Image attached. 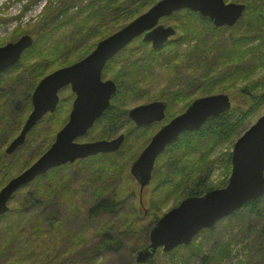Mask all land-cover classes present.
<instances>
[{
  "label": "rangeland",
  "instance_id": "obj_1",
  "mask_svg": "<svg viewBox=\"0 0 264 264\" xmlns=\"http://www.w3.org/2000/svg\"><path fill=\"white\" fill-rule=\"evenodd\" d=\"M59 1L60 0H0V47L7 43H14L20 37L25 35H28L33 39L32 46L25 51H29V49L33 46L34 47L31 53L25 57L27 59H25L23 65L28 61V64H37L42 67L38 72L39 75L36 77L34 88L42 78L53 71L78 62V59H80L85 52H89L92 47L88 46L90 45V40L84 41L78 36L75 37L73 42L68 41V45H65L60 51L52 48V45L41 44V24L48 17V14L53 11L54 7L57 8L60 6ZM89 1L90 0L79 1V8L75 7L76 5L74 4L75 6L69 8L68 13L66 14L68 16L75 14L80 8L85 7ZM223 1L226 4L238 3L245 5V10L241 18L246 15V4L235 0ZM94 12L96 15L99 14L96 10ZM198 15L200 16V14ZM99 18L102 17L99 16ZM166 18L168 17L161 18L159 24L164 26L171 25L172 19L168 21ZM243 18L245 19L246 17L244 16ZM78 19L79 21L74 19L71 24H64L59 27L57 31L51 34L50 38L53 36L55 37V41L64 42L70 38V35L82 36V33H84L82 31L83 28L88 27L91 22L90 19H88V22L86 23L85 14H82ZM204 19L207 21V24L210 22V25L213 26L211 20L207 18ZM240 19L232 27H221L224 28V30L220 36L223 37V35H226L231 39L242 38V35L246 31H249L255 34H253L251 38L252 44H248L246 48L249 49L261 44L260 40L262 39L260 37L264 38V32L261 33V31H257L254 28L252 30L247 24H245V20L241 21L243 19ZM258 26H261L264 31V24L260 22ZM258 26L256 25L255 28L257 29ZM90 28L96 27L91 26ZM103 28L111 29L112 25L109 24ZM205 32H213V30L208 26ZM89 34H92V31L87 30L86 34L82 37L87 38L89 37ZM177 37L176 33L175 36L169 38L168 41L177 39ZM138 39L140 38L135 40ZM135 40L132 42H135ZM215 40L217 39L215 38ZM98 42H96L94 46H96ZM241 42L238 41V43ZM132 46L135 47V44H132ZM203 47L208 48L210 46ZM38 49L39 52L36 51ZM33 54H36L37 56L30 58ZM261 60L264 62V58ZM19 62L20 59L15 65ZM210 66L212 67V65ZM119 67L120 64L113 63L110 66L107 65L103 78L111 80L112 74L117 73L116 77L124 79V75L120 74V71L118 70ZM239 67L238 71L241 73V76L239 78L237 77L238 80L233 83L222 85L223 90H226L224 92L216 90L214 93H211V83L208 82L206 84V81L203 82L205 78L202 79V77L196 76L194 79L188 77L186 81L190 83L191 86H195L194 92L197 91L196 95L187 101V104L193 98L199 97L202 89H205V93L207 94L228 95L231 100V109L237 108L244 112H248L249 117L247 118L243 129H241V134L239 136H229L228 139L220 142L208 141L204 144L205 147L196 144V151L194 153L180 150L171 154L178 159L179 165L183 164L188 167L187 163L191 162L189 166L191 170L183 172L191 179L196 178L197 172L200 171V166L202 171L207 168L205 173L211 167L208 182L209 185L215 189L225 187L231 173V164L229 165L228 170H226L224 154H231L236 139L251 127L264 113V103L260 106L257 105L256 108H254L256 112L251 117L250 115L252 112L250 114L249 111L251 109L250 107L256 102L252 99L254 93L252 94L251 91L256 90L255 92L257 94H264V64L253 70L243 64V62L239 64ZM11 68H8L3 73H6ZM3 73H1L0 76L3 75ZM208 74L209 71L205 75ZM209 77H211V75L207 76L206 80H208ZM5 78L8 77L6 76ZM17 82L18 83L11 88V93L8 98L11 96L13 103L19 109L12 111V108L8 107L5 111L7 114L11 113L8 115L11 124H16L17 121H20L22 116L26 117L27 114H29H23L27 109V107L25 108L27 102L25 94H27L29 83L24 78L20 81L17 80ZM244 84L249 85V88L251 89L249 91L251 93L241 91ZM227 86H230L232 89H229L230 87L227 88ZM69 87L70 85H67L59 90L58 96L60 100L55 112L56 114L54 113V116H51L50 114L45 115L27 134L24 144L12 155L4 156L3 154L4 159L8 158V163L13 162L18 155H23L24 158H36L35 160L33 159L34 161L32 164L38 160L42 154L38 157L37 154L46 147V127L49 126L53 131L56 130V134L63 125V122L67 120L73 98L72 90H70L71 87ZM34 88L32 89L31 94ZM164 88L165 86L163 83H157L154 81L141 83L138 90L137 87L131 86L121 97L122 106L123 108L125 106L126 109H131L140 105L149 104L153 101L150 97H153L154 99L155 96L158 97L161 96V94L166 93H162ZM5 95L6 93L4 96ZM154 100L158 99L155 98ZM180 100L182 99L180 98L179 101ZM29 102L31 104V95ZM185 106L181 101L179 105H174L171 111H167L165 121L172 116L171 112L175 113L178 110L182 112ZM3 113H0V115L2 116ZM24 120L20 121V125H17V132L6 144H4L2 149L3 153L8 144L20 132L19 130H21L24 124L23 122H25ZM6 123L7 122L0 123V130L3 135L6 130L4 125ZM159 125L161 124H155V127H141L138 130L133 126H129L128 130H125V132L123 129L119 130L113 136L122 132H124V134L128 132V134L118 150L113 153L98 154L96 156L77 160L74 163H67L60 166L64 167V170L53 172L51 176H49L50 178L44 181V186L47 188L45 191L40 189L35 190L32 186L30 187V184L38 178L45 176L50 170L46 174L35 178L28 185L22 186L15 191L6 202L7 211L0 215V264H136V253L147 245L151 227L164 215V213L175 207L177 202L181 200V198H179V191L188 180V177L181 179L180 174L182 172L178 171L177 174H175L168 169L169 165L166 163L170 154L166 153L165 155L163 152L157 158L158 161L155 163L150 183L144 190L142 197L144 208H141L139 204V185L130 174V166L147 145L151 136L156 130H158L160 127ZM14 127L15 125H12L8 128L14 129ZM102 133L104 134L103 124L96 123L84 136L77 138L76 141L79 143L97 141L99 138L96 137ZM4 139L5 138H3V142ZM53 142L54 138L51 144ZM210 146L213 147V151L208 154L206 148H209ZM100 155H106V158L104 157V161H101L100 159L98 161L99 164H97L96 162L98 158L95 160V157H100ZM86 159H93V161L91 160L84 163L83 160ZM198 160H200L199 164ZM19 174L14 175L12 178ZM12 178L3 184L2 187H4ZM225 181L226 185L222 186ZM178 186L179 190L176 191ZM95 192L97 194H95ZM26 193L33 198L34 202L37 200L34 195L40 196L43 193H46L49 198L43 199L42 201L47 204V207H42L40 209L36 205L33 208L32 205L31 207L24 205L23 199H25L24 194ZM102 198H111L114 201L120 202L122 204L119 209L120 211L112 216L106 213L99 214L95 217L88 216L89 208ZM18 205L20 207L22 206V215L24 216L23 222L19 221L15 226L13 223L7 225V221L5 222L3 216L9 214L11 210L17 208ZM31 212H34L39 220L42 217L46 219L50 217V220L56 219L60 221L59 224L54 223V229L59 235V243L56 244L55 250L52 254L51 250H48V247L52 245L51 239H48V242L42 244V240L38 239V236L36 235L35 239L31 236H29L28 239L24 234H18L15 236V233L20 230L21 225L25 223V218ZM46 223L49 224V222ZM34 225L37 224H33L32 227ZM234 232H236V230H234ZM199 233L192 239L189 245L179 246L170 251L171 253L163 252L162 249L159 248L151 261L145 264H199V256H188L192 251L194 253V247L188 250L185 248L192 246V244L197 245L203 242V235H199ZM230 236L232 235L228 233L226 238H229ZM110 243H114V245H109ZM203 243L206 244L205 252H207L211 244L206 242ZM105 244H108L109 246L107 245L108 247H106ZM201 251L204 252V250ZM230 251V256L222 260L220 264H244L241 263L243 261L244 251L240 244L232 243L230 245Z\"/></svg>",
  "mask_w": 264,
  "mask_h": 264
},
{
  "label": "trees",
  "instance_id": "obj_2",
  "mask_svg": "<svg viewBox=\"0 0 264 264\" xmlns=\"http://www.w3.org/2000/svg\"><path fill=\"white\" fill-rule=\"evenodd\" d=\"M79 1L81 0L59 1L60 6L57 8L54 7L53 11L48 14V17L41 24V44L52 45V48L60 51V49L62 50L65 45H68V41L73 42L75 37L78 36L84 41L90 40L89 44L92 46L104 37H107L111 33L123 28L129 21L146 12L157 2V0H90L89 3L85 5V7L80 8L78 11L76 10L77 12L75 14L68 16L66 13H68L69 8H72L75 5V7H78ZM235 1L244 3L247 6L246 15H244L246 18L244 19L243 16L241 18L243 20H240H245V24H247V26L252 30L254 28L255 30L261 31V33H263V28L258 26V24L260 22L264 24V0ZM95 10L99 14L96 15L94 12ZM82 14H85L86 23L88 22V19H90L91 22L88 27L83 28L82 31L84 33H82V36L86 34L87 30H90L92 31V34H89V37L83 38L80 35H70V38L64 42L55 41V37L53 36L50 38L51 34L57 31V29L62 25L71 24L74 19L79 21L80 18L78 19V17L82 16ZM99 16L102 18H99ZM166 19L168 21L172 19V24L170 26L176 31L178 36L177 39L170 40L166 43L169 46L167 50H163L161 53L156 54V52L149 47V44L138 39L129 45L138 44L139 46L136 48H129L128 46L125 47L118 53L116 57L110 60L109 64L107 63L108 66H110L113 64V62L120 60L119 69H122L123 71L120 74L124 75V79L116 77L117 73L112 74V80H114L118 86L113 98L114 106L111 105V107L106 111L104 120H102L104 134H99L96 138H99L100 140H109L112 138L111 136L115 135V133L119 131V125L123 123L122 121L125 119L124 114L126 111L125 106L124 108L122 106L121 97L130 89L131 86L137 87L138 90L141 83L154 81L164 84L165 88L162 90L163 92L161 91L162 93L168 92V94L171 96V92H173L175 87L178 86L177 90L182 88H186L188 90L192 89L191 92L188 91L187 93L190 94L193 92V97L197 93V91L194 92L195 86H191L186 80L188 77L194 79V77L197 76L202 77V79L205 78L203 82L206 81V84L208 82L211 83V93H214L216 90L224 92L226 90H223L222 85L233 83L238 80L237 77L239 78L241 76V73L238 71L240 68V63L243 62V64H245L251 70L256 69L264 64V62L261 60L264 58L263 37H260L262 39L260 40L261 44L249 49L246 48L248 44H252L251 38L255 33L246 31L242 35V38L236 39H231L226 35H223L222 37L220 34L224 28H214L210 25V22L207 24V21L200 17L197 13L186 9L177 11ZM109 24L112 25L111 29L103 28ZM256 25L258 26L257 29L255 28ZM91 26H95L96 28H90ZM208 26L211 30H213V32H205ZM215 38L217 40H215ZM238 41L241 43H238ZM203 46L210 47L204 48ZM33 47L29 49V51H25L22 54L20 62L17 65L0 76V113L4 112L2 116L0 115V123L7 122L4 124L6 129L4 131V135L0 130V188L14 175L19 174L29 167L36 159L24 158L23 155H18L16 159L13 160V162L8 163V158L4 159L2 152L4 144H6L9 139L17 132V125H20V121H23L27 118V116H22L20 121H17L16 124H11L8 116L11 113L7 114L5 112L8 107H11L12 111L19 109L13 103L11 96L10 98L8 97L11 93V88L18 83L17 80L20 81L22 78H24L29 83L27 94H25L27 101L25 108L27 107V109L23 114L25 115L29 113L31 109V104L29 102L31 91L36 84L35 80L39 75L38 72L42 69V67L37 64H28V61L23 65L25 59H27L25 57L31 53ZM36 51L39 52V49ZM86 54L87 52H85L83 56ZM144 54H146V58H143ZM36 56V54H33L30 58H34ZM210 65H212V67ZM208 71L209 74L205 75ZM209 75H211V77L206 80L207 76ZM6 76L8 78H5ZM229 87L230 86H227V88ZM229 89L232 88L230 87ZM249 90L251 89L249 88L248 84H244L241 88V91L245 93H254V95H252V99L256 102L252 105V107H250V114L252 112L250 115L251 117L256 112L254 108H256L257 105L260 106L262 103H264V94H257L255 92L256 90L251 92ZM3 91L4 94L6 93L5 96ZM199 95L204 96L209 94L205 93V89H202V92ZM158 97L155 96L154 99H159ZM186 97L187 96H185V98ZM150 98L154 100L153 97ZM160 98L162 99L163 96ZM188 99L189 98H186L185 101ZM109 110L111 111L109 112ZM55 114H52L51 116H54ZM248 117V112H244L243 110H239L237 108L230 109L224 114L208 118L198 130L182 133L176 139V141H174L164 151L165 155L166 153L170 154V157L166 163L169 165L168 169L175 174H177L178 171L182 172L180 174L181 179L188 177L183 172L191 170L189 168L191 162L187 163L188 167L183 164L179 165L178 159L173 157L171 154H174L180 150L194 153L196 151V144H200L202 147H205L204 144L208 141L220 142L228 139L229 136H239L241 134V129H243ZM12 125H15L14 129L8 128ZM55 131L56 130L53 131L50 129L49 126L46 127V147L37 154V157L43 154L44 151L50 146L51 142L53 141ZM3 138H5L4 142ZM206 150L208 154H210L213 151V147L210 146L209 148H206ZM105 156L106 155H100V157H95V160L98 158L96 163L99 164L98 161L100 159L101 161H104ZM230 156V153L224 154L226 170H228L230 165ZM91 160L93 161V159H86L83 160V162L87 163ZM157 161L158 159L156 162ZM199 161L200 160H198V164ZM206 169L202 171L200 166V171L197 172L196 178L191 179L188 177V180L179 191V198H181V200L191 196L199 197L206 192L215 189L211 187L208 182L211 167L205 173ZM61 170H64V167H58L54 170H50L45 176H42L31 183L30 187L32 186V188L35 190L40 189L45 191L47 188L44 186V181L49 179V176H51L53 172H58ZM225 185L226 181L222 186ZM178 190L179 186L176 191ZM95 194L97 193L95 192ZM34 196L37 198L35 202L28 193L24 194V205L30 207L32 205V208L36 205L40 209L42 207H47V204L42 201L43 199L49 198L46 193H43L40 196ZM179 202H177V204H179ZM121 205L122 204L120 202L114 201L111 198H102L96 201L89 208L88 216L95 217L102 213L112 216L120 211L119 209ZM21 207L18 205V207L12 209L9 214H5V216H3L5 222L7 221V225H11L13 223L15 226L19 221L23 222L24 216L22 215ZM49 218L46 219L42 217L39 220L34 212L29 213L25 218V223L21 225L20 230L15 233V236L18 234H24V236L28 239L29 236L35 239L36 235L38 236V239L42 240V244H45L48 242V239H51L52 245L48 247V250H51L52 254V252L55 250L56 244L59 243V235L54 229V223L59 224L60 221L56 219L50 220ZM46 222H49V224ZM33 224L37 225L32 227ZM234 230H236V232H234ZM228 233H230L232 236L226 238ZM199 235H203V242L211 244L207 252H205L206 244L203 242L197 245L192 244V246L185 247L186 250L192 249L194 247V253L192 251L188 256H199V264H220L222 260L230 256V245L232 243H237L242 246L244 255L243 261L241 263L264 264V195L260 198L246 202L239 210L227 218L219 220L211 229L202 230ZM107 245L108 244H105V246L108 247L109 245H114V243H110L108 246ZM201 250H204V252Z\"/></svg>",
  "mask_w": 264,
  "mask_h": 264
},
{
  "label": "water",
  "instance_id": "obj_3",
  "mask_svg": "<svg viewBox=\"0 0 264 264\" xmlns=\"http://www.w3.org/2000/svg\"><path fill=\"white\" fill-rule=\"evenodd\" d=\"M183 9L200 14L211 20L215 28H220L234 26L241 18L245 5L226 4L223 0H159L145 13L99 41L95 50L84 59L42 78L31 94V111L19 134L5 148L4 156L12 155L24 144L27 134L41 119L55 112L59 103V90L67 85L75 94L69 120L38 160L0 189V215L7 211L6 202L15 191L49 170L119 149L125 138L123 134L110 141L75 142L93 126L116 91L114 82L101 81L102 68L109 59L142 34L144 42H151L155 50L160 49L169 37L175 35V30L158 24L159 20ZM32 44L33 39L25 35L14 43L1 46L0 74L14 66ZM230 109L231 103L226 94L197 98L183 113L171 119L151 137L130 166V174L139 185L140 205L157 157L181 133L198 130L208 118L224 114ZM164 110L165 104L156 101L130 109L128 116L137 126H143L161 121ZM230 164L231 173L225 187L210 190L199 197H187L155 222L150 229L147 245L136 253V264L149 262L159 248L163 252H170L179 246L189 245L200 231L211 229L246 202L264 195V113L236 139Z\"/></svg>",
  "mask_w": 264,
  "mask_h": 264
},
{
  "label": "flooded vegetation",
  "instance_id": "obj_4",
  "mask_svg": "<svg viewBox=\"0 0 264 264\" xmlns=\"http://www.w3.org/2000/svg\"><path fill=\"white\" fill-rule=\"evenodd\" d=\"M167 26V25H166ZM170 26V25H169ZM138 38H140V40H142V35L140 36V37H138ZM170 41V40H169ZM168 42V41H167ZM147 44H149V46L151 47V49L152 50H154L155 52H156V54H158V53H161V51H163V50H167L168 49V45L167 44H165L163 47H161L160 49H158V50H155V49H153L152 48V45H151V43H147ZM88 46H90V45H88ZM137 46H139L138 44H135V47L134 46H132V45H129L128 47L129 48H136ZM146 47V46H145ZM95 48H96V46H94V45H92V47H91V50L89 51V52H87V54L85 55V56H83L82 58H80L78 61H80V60H82V59H84L86 56H88L93 50H95ZM125 48V47H124ZM123 48V49H124ZM120 52V51H119ZM118 52V53H119ZM118 53L117 54H115L111 59H109L106 63H105V65H104V67L102 68V71H101V81H107V79H105V78H103V76L105 75L104 73H105V68H106V66L109 64V62H110V60H112L114 57H116L117 55H118ZM143 58H146V54H144V56H143ZM108 63V64H107ZM114 64H120V60H117V61H115V62H113ZM68 66H70V65H68ZM67 67V66H66ZM119 71H120V73H122L123 71H122V69H118ZM112 80V79H111ZM110 80V81H111ZM112 82H114V84H115V86H116V90H117V83L114 81V80H112ZM177 87L178 86H176L175 87V90L173 91V92H171V96L168 94V92H166L165 94H163V95H161L160 97H162L163 96V98L161 99V98H159L158 100H153L152 102H156V101H158V102H163L164 104H165V110H164V118L161 120V121H154V122H152L151 124H148V125H143V126H137L131 119H130V117L128 116V111L130 110V109H126V111H125V114H124V123H121L120 125H119V130H121V129H123V131L125 132V130H128V127L129 126H133L134 128H136L137 130L138 129H140L141 127H144V128H148V127H155V124H161V125H159L160 127L158 128V130L161 128V127H163V126H165L171 119H173L174 117H176V116H178V115H180L181 113H183L185 110H186V108L190 105V103L192 102V101H194L195 99H197V98H200V97H203V96H199V97H196V98H193L192 100H190L189 102H188V104H187V101L192 97V94H193V92L192 93H187L188 91L189 92H191L192 91V89L191 90H188V89H186V88H182V89H179V90H177ZM70 88V87H69ZM70 90H71V88H70ZM72 92V91H71ZM115 93H116V91H115ZM115 93L114 94H112L111 95V97H110V99H109V105H108V107L102 112V114H101V116L95 121V123L93 124V126L96 124V123H101V124H103V121L102 120H104V118H105V116H106V111L111 107V105L112 106H114L113 105V98H114V96H115ZM72 94H73V98H72V101H71V108L69 109V113H68V117H67V120L65 121V122H63V125L61 126V128L68 122V120H69V114H70V111H71V109H72V104H73V101H74V99H75V94L72 92ZM185 96H187L186 98H189L187 101H185ZM205 96V95H204ZM194 97V96H193ZM182 99V100H180L181 102H182V104H184V106H185V108L183 109V111L182 112H180V110H178L177 112H171V114H172V116L168 119V120H166L165 121V119H166V114H167V111H171L172 109H173V106L174 105H179L180 104V101H179V99ZM145 105V104H144ZM57 107H58V105H57ZM116 107V106H115ZM57 109V108H56ZM111 110H112V108H111ZM111 110H109V112L111 111ZM55 112H56V110H55ZM55 112H53V113H51L50 115H52V114H54ZM123 122V121H122ZM92 126V127H93ZM91 127V128H92ZM60 128V129H61ZM59 129V130H60ZM58 130V131H59ZM158 130H156V132L158 131ZM88 132V131H87ZM124 132H122V133H120V134H118V135H116V136H114V137H112L111 139H102V140H108V141H110V140H112V139H114V138H116L117 136H119V135H121V134H123L124 136H125V138L127 137V134H128V132H126L125 134H124ZM155 132V133H156ZM186 132H188V131H186ZM56 135V134H55ZM153 136V135H152ZM151 136V137H152ZM180 136V135H179ZM55 138V137H54ZM125 138H124V140H125ZM151 139V138H150ZM150 139H149V141H150ZM75 142H77L76 140H75ZM93 142V141H92ZM124 142V141H123ZM77 143H79V142H77ZM84 143H88V142H84ZM123 144V143H122ZM144 206V205H143ZM141 208H143V207H141Z\"/></svg>",
  "mask_w": 264,
  "mask_h": 264
}]
</instances>
